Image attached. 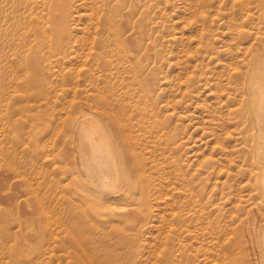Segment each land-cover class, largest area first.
I'll return each instance as SVG.
<instances>
[{
  "label": "rangeland",
  "instance_id": "obj_1",
  "mask_svg": "<svg viewBox=\"0 0 264 264\" xmlns=\"http://www.w3.org/2000/svg\"><path fill=\"white\" fill-rule=\"evenodd\" d=\"M252 67L264 0H0V264L249 259ZM102 115L116 188L148 202L99 185L82 119Z\"/></svg>",
  "mask_w": 264,
  "mask_h": 264
},
{
  "label": "bare ground",
  "instance_id": "obj_2",
  "mask_svg": "<svg viewBox=\"0 0 264 264\" xmlns=\"http://www.w3.org/2000/svg\"><path fill=\"white\" fill-rule=\"evenodd\" d=\"M116 29L117 28H115V30ZM116 38L118 39V36H116ZM257 67L249 68L247 72V76L250 78V84L252 86L254 98L252 99V97L250 96L246 98L247 105H248L247 120L250 121L251 124L247 122L246 123L252 126V127L249 126L251 128V129L249 128V130L252 135L251 138L253 139L252 147L254 150V158L257 162L262 163L264 165V134H262V132L264 133V69H260ZM100 104L103 107L107 106L111 108L113 111L116 110L115 107H112L110 100L106 97H103L101 99ZM119 104L120 103H117V105ZM87 109L88 107H86V110ZM92 119H87V118L82 119L83 120L82 124L85 120L84 129L82 132L84 134V137H86L87 140L89 139L91 143V149H90V152L92 155L91 158H93L96 164L97 170L95 169V172L98 171L97 177L99 181L98 180L97 181L99 182V185L102 188H106L107 190L110 191V196L112 198L127 196V194L129 193L124 191V189L118 190L115 186L117 184L116 182L120 174H119V169H118V163L116 160L117 157H116V154L114 153V148L112 147V143L118 145L119 143L122 142L123 134L118 132L116 135L112 134V137L109 136V134L107 133V129H111V131H113V129L115 128L114 120H112L110 117L103 116V119H102L103 121L101 122L100 121L98 122V120L96 119L94 120L93 117ZM78 125L79 124L77 123L76 126ZM80 126H81V123H80ZM80 126H78L79 129H80ZM82 156L83 155L81 154V159H82ZM84 158H83L84 160H87L86 157ZM94 161H91V162H93L94 164ZM91 162L88 161V163H91ZM85 168H88V167H85ZM261 175H262L261 184L264 190V170H262ZM144 183L145 182H143L142 186L137 185V187H135V189L128 195L130 196V200L132 202L139 201L141 203L142 202L146 203L149 201L150 188L149 186H145ZM252 209H251V212H252ZM262 215L258 214V211L256 210L252 212V214L250 215L249 224L248 226H246V233H247L248 241H249L247 248L250 252V258L246 259L245 261H242V264H264V218H263L264 216ZM86 250L88 251V253H90V249H86Z\"/></svg>",
  "mask_w": 264,
  "mask_h": 264
}]
</instances>
